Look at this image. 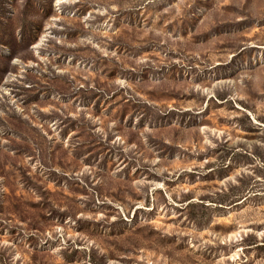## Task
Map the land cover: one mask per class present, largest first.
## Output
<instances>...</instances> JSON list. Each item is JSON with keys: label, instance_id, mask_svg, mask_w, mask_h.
Returning a JSON list of instances; mask_svg holds the SVG:
<instances>
[{"label": "rangeland", "instance_id": "obj_1", "mask_svg": "<svg viewBox=\"0 0 264 264\" xmlns=\"http://www.w3.org/2000/svg\"><path fill=\"white\" fill-rule=\"evenodd\" d=\"M0 264H264V0H0Z\"/></svg>", "mask_w": 264, "mask_h": 264}, {"label": "trees", "instance_id": "obj_2", "mask_svg": "<svg viewBox=\"0 0 264 264\" xmlns=\"http://www.w3.org/2000/svg\"><path fill=\"white\" fill-rule=\"evenodd\" d=\"M231 191H233L231 189ZM241 193H243L242 189L238 190L235 193H231V195L227 196V201L222 200L221 202H229V204H234L237 202V197L241 196Z\"/></svg>", "mask_w": 264, "mask_h": 264}]
</instances>
